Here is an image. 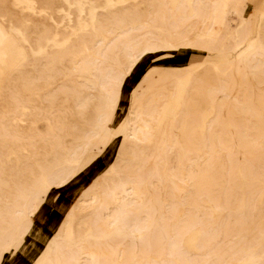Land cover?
I'll list each match as a JSON object with an SVG mask.
<instances>
[{
    "label": "rangeland",
    "instance_id": "rangeland-1",
    "mask_svg": "<svg viewBox=\"0 0 264 264\" xmlns=\"http://www.w3.org/2000/svg\"><path fill=\"white\" fill-rule=\"evenodd\" d=\"M148 1L0 0V264H55V245L66 255V264H116L114 257H109L114 263H92L82 249L105 246L114 254L140 245L134 221L147 223L149 218L152 226L143 232L144 238L154 249L162 247L163 255L151 252L141 264H264V0L237 5L242 17L257 20L259 36L251 43L239 41L242 21L229 11L231 6L218 23V38L227 40L222 57L231 61L233 79L215 71L216 51L187 54L188 63L207 65L195 76L208 75L211 87L219 91L218 100L226 104L207 117L202 131L188 132L178 147H172L157 129L159 120H151L156 128L153 140L143 149L125 138L121 148L105 153L94 145L98 134L127 122L132 93L139 84L138 94L144 92L143 78L150 70L176 69L170 67V49L144 56L119 83L123 88L117 87L122 90L109 124L104 116L112 107L109 77L122 72L116 65L122 64L127 49L138 54L148 42L176 46L185 38L206 40L210 34L211 22L194 15L192 0L186 2V18L175 6L165 8L163 24L147 17ZM221 2L207 0V10ZM116 23L125 27L117 39L106 33ZM135 25L140 29L131 31ZM103 42L106 61L95 72ZM246 62L247 77L241 79L239 66ZM100 74L106 75L104 87ZM164 94L166 102L159 104V111L175 97L171 83ZM193 138L200 155L189 151ZM206 149H211L210 162L202 158ZM92 154L94 163L85 161ZM194 160L201 169L210 165L211 185L204 189L211 199L204 191L198 210H190L189 222L180 227L173 226L169 205L159 214L129 199L130 208L142 211L129 210L120 217L113 214L115 208L104 211L98 200L80 197L90 186L109 191L136 177L131 173H143L155 181L158 191L164 183L180 179V172ZM53 188L57 195L50 198ZM164 196L172 199V191ZM144 199L149 203L147 194ZM67 205L70 210L58 233L44 238L35 217L45 206ZM111 220L109 231L99 234L98 224ZM171 251L175 256H168Z\"/></svg>",
    "mask_w": 264,
    "mask_h": 264
},
{
    "label": "bare ground",
    "instance_id": "bare-ground-1",
    "mask_svg": "<svg viewBox=\"0 0 264 264\" xmlns=\"http://www.w3.org/2000/svg\"><path fill=\"white\" fill-rule=\"evenodd\" d=\"M187 1L188 0H149L147 5L148 8L146 10L147 17L160 21V23L163 24V18L166 13L165 8L170 9L172 6H175L176 10H182L181 16L186 18L188 16L185 15L184 9ZM206 1L207 0H192V3L195 6L194 15L206 16V18L211 22V31L206 40L201 39L199 41H192L185 38L179 45L176 46H164V43L160 45L159 43L153 44L154 42H148L142 48L137 50L138 54L132 52L131 49H127L123 57L122 64L116 65V67L122 72L118 74L110 73L109 78L112 81L110 103H112L111 106H115L120 99V91L122 90L117 89L118 86L121 87L119 83H123L124 79L127 78L132 69L144 56L148 57L149 55L162 52L166 49H170L172 53H174L171 55V57H174V60L172 61V65L170 67L176 69L169 71L168 69L161 70L158 67L154 68L152 71L148 70L149 72L143 78L142 82L146 84L144 92L140 95L138 94L142 84L137 85V90L134 89L135 91L132 93V107L128 114L127 122L121 124L113 131L98 134L96 138H94V145L96 147H100L103 153L106 152V149H110L111 147L121 148L124 138L128 141L139 143L140 147H142L141 149H143L144 145L150 144L153 140L152 134L153 130L156 128H154L151 124V120H159L160 124L157 129L163 131V133L167 135L166 143L172 147H178L180 142L186 139L185 136L188 132L195 135L197 129L202 131L207 124V117L215 112L216 109L221 110L225 107L226 104L221 103L218 100L217 94L219 91L211 87L208 75L207 77L205 75L202 78H200V76H195L197 70H200L207 65L204 63H201L200 65H198V63H188L187 54L189 53V50H200L206 53L216 51L217 56L219 57V66L215 67V71L233 79V70L231 69L232 63L228 58L222 57L224 54V44L227 40L224 38H218V23L225 17L226 12H228V8L231 6L229 11H232L236 17H240L242 21L237 33L239 41L241 43H251L255 37L259 36V33H257V20L255 18L254 21L251 22V19L247 20L245 17H242V11L237 9V5H240L243 0H222L221 4L218 3V7L211 8V12L207 10ZM124 28L125 27L123 25L116 23L115 25L110 26L106 30V33L107 35L109 34L117 39L119 36L125 34ZM139 29L140 27L138 25L130 28L131 31ZM106 48L107 44L106 42H103L101 52H99L98 57L96 56V64L93 68L95 72L98 71V67L106 61L103 57V53ZM261 63L264 65L263 61ZM246 64L248 65V62L241 63L239 66L238 76L241 79L247 77L244 73V68L247 66ZM124 67L125 72L123 73ZM86 69H88L87 65ZM122 77L124 78L120 80ZM97 78L100 85L104 87L103 81L105 80L106 75L100 74ZM169 83H171L175 89V97L171 100V102L168 101L165 104L162 111H159V104L163 101L166 102V94H164V91ZM242 84H244L243 81ZM186 88H189V93L187 95H185ZM183 101H185V105L181 106ZM113 106L108 110V112L104 113V116L108 119L109 124L110 122L112 123L115 118V107L113 108ZM173 130H176L177 132L174 133ZM195 141L196 140L194 138L191 140V148L189 151H195L198 155H200L199 152L201 151L194 147L196 144ZM141 151L144 152V150ZM126 154L131 155L129 152H126ZM142 154L144 155L145 153ZM94 155L95 154L89 155L85 161L89 160L91 163H94L96 160L94 159ZM203 157L207 158L210 162L211 149H206L205 153L202 155V158ZM145 158H147L146 155ZM208 161L206 163H208ZM197 162L194 160L187 170L181 171L180 179H177L172 184L164 183L158 191H155V181L149 180V178H146L143 173H131V175L135 174L136 177L132 178V180L129 179L126 183L115 185L109 191H104L100 185L90 186L87 190L80 194V197L82 199L88 197L93 201L98 200L99 206L104 211H111L115 208L117 212L113 214L120 217L128 213L129 210H134L130 208L132 203L129 199L143 205L144 209H148L159 214L165 211V205H169V213L171 214V217L175 218L173 226L180 227L183 223L185 224L189 222L188 214L190 210H198L200 204L199 199L204 191L205 193L207 192V190L204 189V186L207 185L206 187H208V185H211L209 163L208 166L204 163L206 169H201L199 168L200 165L198 166ZM202 166L204 167V165ZM168 189L172 191V199L164 196V194H166V190L168 191ZM156 193H161L162 196H155L157 195ZM146 194L148 195L149 203H147L144 199V195ZM207 195L209 199H211L209 192H207ZM141 211L142 210L139 209L134 210V212L137 213H140ZM151 221L152 219L150 218L147 223H142L141 220L134 221V226L136 227L135 232L141 241L140 245L129 247L128 249L119 248L118 251H114V254H111L105 246L94 248L91 245H86L82 249L81 254L90 259L92 263H98V260L100 259L111 261L109 257H114L117 262L116 264H141L142 258L149 256L151 252L158 256H162L163 248L158 246L154 249L152 244L150 245V241L145 239V236L143 235L144 231H148L151 228ZM113 223L114 221L112 220L111 222L101 221L98 224L99 234L108 232ZM142 224L144 225L143 227L141 226ZM98 239H100L99 235ZM172 246L176 247L177 245L175 244ZM109 247L113 249L111 245ZM67 248L70 249V245L67 246ZM137 248L140 249L139 253L136 251ZM54 250L56 252L54 257L56 259L55 264H66L68 262L67 257L62 252L61 248L55 245ZM168 256L173 257L175 255L171 251ZM239 263L243 264V261H240Z\"/></svg>",
    "mask_w": 264,
    "mask_h": 264
},
{
    "label": "crops",
    "instance_id": "crops-1",
    "mask_svg": "<svg viewBox=\"0 0 264 264\" xmlns=\"http://www.w3.org/2000/svg\"><path fill=\"white\" fill-rule=\"evenodd\" d=\"M42 210L46 212V215L40 219V223L37 224V218ZM42 210L38 213L37 217H35L34 223L36 228L42 232L43 237L48 239V236L58 233L70 208L68 205L61 206L59 208L54 206H45ZM52 215H54V217H52Z\"/></svg>",
    "mask_w": 264,
    "mask_h": 264
},
{
    "label": "snow or ice",
    "instance_id": "snow-or-ice-1",
    "mask_svg": "<svg viewBox=\"0 0 264 264\" xmlns=\"http://www.w3.org/2000/svg\"><path fill=\"white\" fill-rule=\"evenodd\" d=\"M57 195V190L55 188L52 189V191L49 193L50 198ZM46 215V212L43 210L40 212L39 217L37 218V224L40 223V219H42Z\"/></svg>",
    "mask_w": 264,
    "mask_h": 264
}]
</instances>
